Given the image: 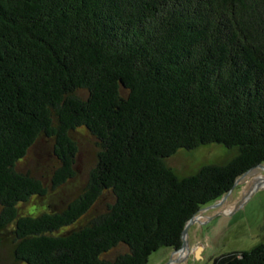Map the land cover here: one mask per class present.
<instances>
[{
  "label": "trees",
  "instance_id": "trees-1",
  "mask_svg": "<svg viewBox=\"0 0 264 264\" xmlns=\"http://www.w3.org/2000/svg\"><path fill=\"white\" fill-rule=\"evenodd\" d=\"M79 129L98 148L84 192L20 216L46 189L15 164L53 139L61 185ZM209 144L237 154L185 177L166 164ZM260 164L264 0H0V230L13 224L14 264H148ZM214 264H264V243Z\"/></svg>",
  "mask_w": 264,
  "mask_h": 264
},
{
  "label": "rangeland",
  "instance_id": "rangeland-1",
  "mask_svg": "<svg viewBox=\"0 0 264 264\" xmlns=\"http://www.w3.org/2000/svg\"><path fill=\"white\" fill-rule=\"evenodd\" d=\"M71 137L77 147L74 175L61 185L53 186L51 183L55 171L60 167L53 154V139L44 136L38 138L23 159L15 164L17 172L39 180L46 189L40 201L32 196L18 205L20 216L61 212L84 192L96 163L98 148L95 139L85 129L71 133ZM236 154V148L209 144L193 150L180 149L166 159V164L179 177H185L195 174L205 165L225 164ZM237 180L219 206L209 209L206 206L192 218L193 222L184 237L186 248L174 252L173 248L161 247L150 255L148 264H214L223 255L248 251L264 243V164ZM108 200L109 195H102L81 223L102 212ZM12 228L13 224H8L0 230V264H14ZM194 245L201 247L198 259L191 252Z\"/></svg>",
  "mask_w": 264,
  "mask_h": 264
},
{
  "label": "water",
  "instance_id": "water-1",
  "mask_svg": "<svg viewBox=\"0 0 264 264\" xmlns=\"http://www.w3.org/2000/svg\"><path fill=\"white\" fill-rule=\"evenodd\" d=\"M258 166H262V164H260V165H258ZM252 169H254V168H252ZM252 169H251V170H252ZM251 170L247 171L245 174H247V173L250 172ZM245 174H244V175H245ZM242 176H243V175H242ZM242 176H241V177H242ZM237 181H238V180H236V182L234 183V186L236 185ZM234 186H233V187H234ZM233 187H232V188H233ZM229 192H230V191H229ZM229 192H228L227 194H225V195L220 199V201H219L218 203H213V204L207 206L206 208L209 209V208H212V207L219 206V205H220V204H221V203L227 198ZM192 222H193V219H190V220L188 221V223L186 224V226L184 227L183 232H182V236H181V240H182L181 247H180L178 250H174V252H177V251H180V250L186 248V240L184 239V237L186 236V233H187V231H188V228H189V226L191 225ZM199 254H200V250L196 251L195 257H196L197 259L200 257Z\"/></svg>",
  "mask_w": 264,
  "mask_h": 264
},
{
  "label": "flooded vegetation",
  "instance_id": "flooded-vegetation-1",
  "mask_svg": "<svg viewBox=\"0 0 264 264\" xmlns=\"http://www.w3.org/2000/svg\"><path fill=\"white\" fill-rule=\"evenodd\" d=\"M200 250L201 251V247L199 245H194L193 249L191 250V252L193 253V255L195 256L196 251ZM190 252V251H189ZM196 258V257H195ZM215 262V261H214Z\"/></svg>",
  "mask_w": 264,
  "mask_h": 264
}]
</instances>
